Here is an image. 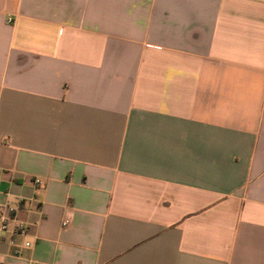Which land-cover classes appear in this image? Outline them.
<instances>
[{"label": "crops", "instance_id": "obj_1", "mask_svg": "<svg viewBox=\"0 0 264 264\" xmlns=\"http://www.w3.org/2000/svg\"><path fill=\"white\" fill-rule=\"evenodd\" d=\"M0 207V264H264V0H0Z\"/></svg>", "mask_w": 264, "mask_h": 264}, {"label": "built area", "instance_id": "obj_2", "mask_svg": "<svg viewBox=\"0 0 264 264\" xmlns=\"http://www.w3.org/2000/svg\"><path fill=\"white\" fill-rule=\"evenodd\" d=\"M10 220H11L10 216L6 212H4V210L0 207V243L5 241V238L8 234L14 236V235H22L25 233V229L22 223L17 222L13 227H11L9 223ZM66 224L67 221L64 220L61 223V226L65 227ZM8 243L13 245L14 241L12 239H9ZM25 245L27 246L28 243H26Z\"/></svg>", "mask_w": 264, "mask_h": 264}]
</instances>
